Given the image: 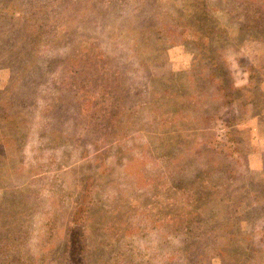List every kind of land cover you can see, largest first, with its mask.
I'll return each instance as SVG.
<instances>
[{
	"label": "rangeland",
	"instance_id": "374dc122",
	"mask_svg": "<svg viewBox=\"0 0 264 264\" xmlns=\"http://www.w3.org/2000/svg\"><path fill=\"white\" fill-rule=\"evenodd\" d=\"M262 200L264 0H0V264H264Z\"/></svg>",
	"mask_w": 264,
	"mask_h": 264
},
{
	"label": "trees",
	"instance_id": "16d2710c",
	"mask_svg": "<svg viewBox=\"0 0 264 264\" xmlns=\"http://www.w3.org/2000/svg\"><path fill=\"white\" fill-rule=\"evenodd\" d=\"M25 33H26V36L31 34L30 36L33 37L31 39L32 44L37 43L36 41H37V38H39L40 34L35 28H31V30H26ZM15 44H16V42H15ZM17 44H19V43L17 42ZM229 143H230V145L227 146V148L231 147L232 149L230 152L233 154L235 153V154L239 155L241 162H242V156H241L240 151H239L241 146L239 145L238 141H236L232 137ZM227 144H228V142L225 145H227ZM225 145L222 144L221 146H219L218 149L219 150L221 149L224 151L226 149ZM262 202L264 203L263 200H262ZM78 212L80 213V209H77V211H74V213L72 214L73 219L76 218ZM70 230H71V232L68 233V264H82V262H80L79 259H80V246H82V248H83V242H82L81 238L79 240L76 239V235L78 234V232H77L78 230L76 231L75 234H74V228H70ZM250 246L252 247V249H256V246L258 248L259 246H262V243L258 242L256 244V243L250 242ZM169 262H170L169 264H186L184 262L177 260L176 257H174V258L169 257Z\"/></svg>",
	"mask_w": 264,
	"mask_h": 264
}]
</instances>
